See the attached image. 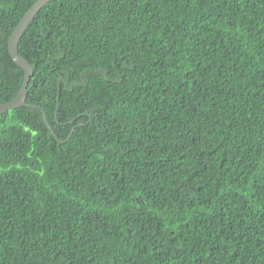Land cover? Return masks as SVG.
<instances>
[{"label": "trees", "instance_id": "1", "mask_svg": "<svg viewBox=\"0 0 264 264\" xmlns=\"http://www.w3.org/2000/svg\"><path fill=\"white\" fill-rule=\"evenodd\" d=\"M18 52L0 264H264V0H49Z\"/></svg>", "mask_w": 264, "mask_h": 264}, {"label": "water", "instance_id": "2", "mask_svg": "<svg viewBox=\"0 0 264 264\" xmlns=\"http://www.w3.org/2000/svg\"><path fill=\"white\" fill-rule=\"evenodd\" d=\"M48 1L49 0L34 1L25 11L20 20L17 22L8 37L7 48L9 55L12 60L23 70L24 78L16 95L10 101L0 103V113L5 112L10 108L18 107L20 105H30L41 108L43 110L40 105L30 104L26 102L27 85L30 77L33 74V70L30 62L18 52V42L28 23L38 12V10Z\"/></svg>", "mask_w": 264, "mask_h": 264}]
</instances>
